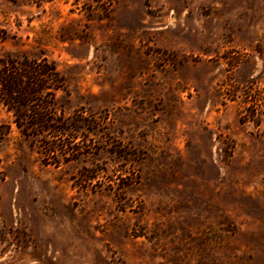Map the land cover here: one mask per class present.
<instances>
[{
    "label": "rangeland",
    "instance_id": "rangeland-1",
    "mask_svg": "<svg viewBox=\"0 0 264 264\" xmlns=\"http://www.w3.org/2000/svg\"><path fill=\"white\" fill-rule=\"evenodd\" d=\"M70 137L0 106V264H264V0H0Z\"/></svg>",
    "mask_w": 264,
    "mask_h": 264
},
{
    "label": "trees",
    "instance_id": "trees-1",
    "mask_svg": "<svg viewBox=\"0 0 264 264\" xmlns=\"http://www.w3.org/2000/svg\"><path fill=\"white\" fill-rule=\"evenodd\" d=\"M97 4L111 0H92ZM64 87V78L45 56H4L0 58V106L12 115V121L25 137L43 143L54 152L53 141L70 137L74 125L63 117L55 93Z\"/></svg>",
    "mask_w": 264,
    "mask_h": 264
}]
</instances>
